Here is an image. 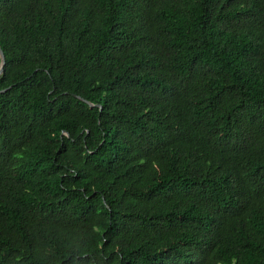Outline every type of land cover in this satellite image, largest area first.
Wrapping results in <instances>:
<instances>
[{"label": "trees", "instance_id": "trees-1", "mask_svg": "<svg viewBox=\"0 0 264 264\" xmlns=\"http://www.w3.org/2000/svg\"><path fill=\"white\" fill-rule=\"evenodd\" d=\"M0 45V264H264V0H0Z\"/></svg>", "mask_w": 264, "mask_h": 264}, {"label": "water", "instance_id": "water-1", "mask_svg": "<svg viewBox=\"0 0 264 264\" xmlns=\"http://www.w3.org/2000/svg\"><path fill=\"white\" fill-rule=\"evenodd\" d=\"M0 56H1V64L3 65L5 63V61H6V59H5V54H4V51H3L2 47H1V45H0ZM2 70H3V67L1 66L0 73L2 72ZM74 95L79 97V98H81L85 102H87L90 105V107H93L95 105V103L91 102L90 100L82 97L81 95H79L77 93H74Z\"/></svg>", "mask_w": 264, "mask_h": 264}]
</instances>
